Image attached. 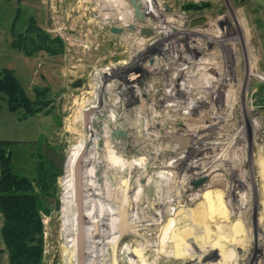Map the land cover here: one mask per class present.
<instances>
[{
	"label": "rangeland",
	"instance_id": "374dc122",
	"mask_svg": "<svg viewBox=\"0 0 264 264\" xmlns=\"http://www.w3.org/2000/svg\"><path fill=\"white\" fill-rule=\"evenodd\" d=\"M110 1L114 3L0 0V72L13 71L38 109L32 115L9 112L0 94V141L11 143L14 171L46 188L41 193L45 210L40 264H69V254L81 251L86 262L85 237L82 243L75 240L78 231L71 221L73 217L79 225L84 222L82 209L76 206L86 190L78 158L81 149L86 156L88 152L82 141L89 150L92 139L83 117L89 126L92 123V135L103 136L104 120L112 110L124 114L119 123L127 139L113 135L99 139L104 161L96 176L102 185L106 178L113 185L111 175L118 177L116 183L126 181L104 193L128 216L123 222L126 233L115 251L118 264H131L133 255L124 253L128 242L131 249L140 250L145 264H217L227 254L235 257V264H264V0H156L165 20L156 9L158 21L147 17L130 22L137 29H151L150 36L128 30L122 21L112 26L124 32L111 34L105 19L111 21L117 13ZM115 3L122 14L127 12L126 5L118 6L123 0ZM33 20L39 33L27 35ZM166 20L170 25L165 32L175 31L170 38L158 33L160 22ZM19 34L34 40L29 55L12 46ZM47 45L59 52L48 53ZM183 57L190 58L191 65ZM104 68L113 70L94 75ZM135 75L137 83L131 82ZM171 81L174 93L190 88L188 98L197 101L203 96L206 103L190 112L182 106L167 107ZM140 99L146 110L130 112ZM92 106L91 122L86 108ZM141 113L151 138L146 134L139 138L130 128ZM174 136L201 140L198 148L171 155L177 146L166 139ZM109 152L127 169L116 172L119 168L105 160ZM158 175L164 187L157 201L150 200L145 189L155 191ZM204 175L206 182L193 190L189 183ZM2 223L0 215V229ZM164 225L175 230L176 258L167 257L169 248L156 246L167 234ZM140 228L141 238L130 234ZM0 264H9L1 238Z\"/></svg>",
	"mask_w": 264,
	"mask_h": 264
},
{
	"label": "bare ground",
	"instance_id": "6f19581e",
	"mask_svg": "<svg viewBox=\"0 0 264 264\" xmlns=\"http://www.w3.org/2000/svg\"><path fill=\"white\" fill-rule=\"evenodd\" d=\"M142 1L143 0H138L137 5H139L140 11L142 12L145 19L147 17H152L156 21H158L159 18L161 20L162 19L165 20L164 18H162V15L160 13V9L158 7L159 3L156 0H155L156 3H154L152 0H144L145 6H144ZM110 2H111V7H113L115 5L113 10L117 13L116 17L111 16L112 17L111 18L112 23L122 21L123 26L127 27L128 25L131 24L130 22H134L133 9L128 4L127 0H123V3L121 5H118V6L126 5L128 10L125 14H122L119 11V9H118L119 7L116 8L117 4L115 3V0H114L115 4L113 3V1H110ZM119 4H120V2H119ZM156 9H158L157 11L159 13V18L155 14ZM152 12H154V13H152ZM150 13H152L151 16L148 15ZM102 18L104 19L103 16H102ZM105 20L109 21V17H108V19H105ZM160 25H162V28L159 26L161 29H159L160 31L158 33L159 34L163 33L162 35H165L168 38L172 37V35L175 31H173L171 28H170L169 33L165 32V31H168L166 29L167 25H170V24H168V21L166 20V21L160 22ZM155 30H157V28ZM164 33H166V34H164ZM183 58H185L184 60H185L186 64L191 65L192 61L190 60V58H188V57H183ZM138 79H139V76L137 75L136 77L131 79V82L137 83ZM168 87L170 89L169 90L170 93H168V91H167V93L165 94V96L169 99L168 100L169 104H167V107H170L172 109H178L182 106V108L185 109L186 112H190V111H194V109H196V108H199L198 103H206L203 96L198 97L196 99L197 101L188 98L189 91L191 90L190 88L189 89L187 88L185 90L184 89L177 90V93L180 95L179 97H177L176 91H175V93L171 94V91L174 90V84L172 81L169 83ZM206 89H208V86H204V90H206ZM95 99L97 101L99 99V97H96ZM139 103H140V105H138L136 108H133L130 112H132V113L133 112H139L141 109H142V111L146 110L145 103H144L143 99H140ZM115 104H116V101H115ZM115 104H114V106H115ZM93 109H94L93 106L86 108V112H88V113L90 112V116H91L89 121L93 120L94 114H92V112H91V110H93ZM152 109H154V107ZM86 112H83V114H86ZM134 115H135V113H134ZM99 116H102L101 111H100ZM83 118H84L83 119V121H84L83 126L84 125L87 126L86 130L88 129V131L90 132V134H89L90 137H88V138L89 139L91 138L92 141L89 142V150L85 146L86 142L82 141V143L84 145L83 149H85L88 152H87V156H86L85 153L81 149V152L79 153V158H78L80 161L78 169L81 168L80 176H82V178L86 180V190H85V193L82 195L81 201L79 200L76 203V206L78 207V209H80V210L82 209V212H83V216H84L82 218L84 221L83 225H82V221H80V225H79V221L74 222L73 217L71 219V221H73V225H76L74 229L78 231L77 232L78 234L74 235V238L77 242L82 243V237L83 236L85 237V242H86L85 254H84L85 259H86V262L84 261L85 264H118V262L116 261V258H115L116 257L115 251H116L118 244L122 241V238H123V236L127 230L126 226L123 224L124 221L122 218V214L125 212V209L123 206H121V207L120 206H114L113 204L108 202L106 197H104V193L106 191H109L108 189L111 188V186H114V184L119 183L118 185L124 186L126 184V181L119 180V181H117L118 183H116V179H118V177L114 176L115 178L112 181L113 185L111 182L107 181L109 178L104 179L105 182L102 185V184H99V182L97 180L96 173H97V170L100 168V165L104 161V158H102L100 156L99 143H98L99 139H102V138L109 139V137L111 138L112 135L114 136V132L116 130L120 131L121 134H124V138L127 139V136L125 135V129L123 128L122 124L119 123L120 120H124V114L123 113L119 114V113H116L115 110H112V114L109 117H106V119L104 120V122L107 123V125L103 128V131H104L103 136L97 135V133L96 134L93 133V135H92V127H91L92 123H90V126H89L86 123L88 120V118H86V115H84ZM96 118H97V121H99L100 117H98L97 114H96ZM130 128H133V130L135 131V133L137 134V136L139 138L144 139L143 136L145 137V134L149 130V123L147 122V120H145V115L143 113H141L140 115H137L135 120L133 119L132 122L130 123ZM84 136H86V134ZM94 137L96 139H94ZM119 137H121V136H119ZM113 138L119 139V138H115V137H113ZM148 138H151V136L146 134V139H148ZM182 138L189 140L188 141V149L193 148V147H194V149L198 148V147H196V145H198L200 143V140H201V139L197 140L194 137H182ZM83 139H87V137L83 138ZM203 143L205 145H207V144H214V145L220 144L218 141L217 142L204 141ZM169 152L171 155H175L176 148L173 150H170ZM181 159H182V157L177 158V160H175L174 162L177 163V161H179ZM105 160L111 165L112 168H119V170H115L116 172L124 171L127 169L125 162L123 160H119L118 158L114 157L111 152H109V156H107V157L105 156ZM135 166H137V165H135ZM163 172H166V171H163ZM160 174H162V172H160ZM159 175L156 177L157 181L155 183L152 181H147V185H149L150 182H152L150 184L154 183V187H155L154 195L155 196H154L153 200H155V201H157L156 199H158L157 196H159V191L162 189V187H164V185H162L163 179ZM166 182H167V180H166ZM89 189H91V191L92 190L94 191L95 196H96L95 198L90 197L91 193L89 192ZM140 190L142 191L141 188H140ZM169 202H171V201H169ZM93 203H95V204L93 205ZM215 203H216V200L213 203H211L213 205L210 204L213 207L211 209L215 210V207H216ZM150 204H152V203H150ZM92 207H93V209H92ZM128 208H129V206H128ZM169 221H171V223H173V220H169ZM130 222H131L130 223L131 226H134L133 224H135V223L133 221H130ZM128 225H129V223H128ZM174 226H175V224H174ZM163 227H165L164 231L167 232V234H165V237L163 240L158 241V244L156 246L158 248H169L170 251H169L167 257L168 258H176V252L178 249V245L174 244L175 230H173L172 227H170V228L166 227V225H164ZM140 231H141V228L135 229L131 232L129 230L130 234L133 237H137V238H141V235H139ZM83 248L84 247H82V249ZM181 249L191 250L187 247H181ZM121 251H123V250H121ZM203 252H206V250H202V253ZM124 253H126V255L128 257L133 255V259H130L129 263L136 264L137 262H141L142 264H145V262L141 256L140 250L136 249V248L131 249L129 242H128V244H126ZM82 258H83V251L71 252L69 254V260H70L69 264H83ZM218 261L219 262H217V264H235L236 259H235V257H230L227 254L225 257H223L222 259H219ZM203 263L204 262H201V264H203Z\"/></svg>",
	"mask_w": 264,
	"mask_h": 264
},
{
	"label": "trees",
	"instance_id": "16d2710c",
	"mask_svg": "<svg viewBox=\"0 0 264 264\" xmlns=\"http://www.w3.org/2000/svg\"><path fill=\"white\" fill-rule=\"evenodd\" d=\"M31 23L30 27L34 20ZM38 33L34 26L27 31V35ZM29 44L35 45L34 40L19 34L12 46L29 55ZM47 46L48 53L59 52ZM36 47L40 49L39 45ZM0 94L4 96L9 112L22 110L26 115H32L38 111L11 70L0 72ZM10 146V142L0 141V215L3 220L0 238L8 253L9 264H40L43 245L41 213L45 210L42 194L46 188L37 180L36 183L15 173Z\"/></svg>",
	"mask_w": 264,
	"mask_h": 264
},
{
	"label": "water",
	"instance_id": "95a60500",
	"mask_svg": "<svg viewBox=\"0 0 264 264\" xmlns=\"http://www.w3.org/2000/svg\"><path fill=\"white\" fill-rule=\"evenodd\" d=\"M92 1H95V0H92ZM127 2L130 5V7L133 9L134 21H137V22L144 21L145 17L143 16L142 12L140 11L139 5H137L138 0H127ZM107 23L110 26L109 32L111 34H113V35H121L124 32V30L122 28H118V27L112 26V22L111 21H108ZM127 29L130 30V31L138 30V32H139V34L141 36H150V35L153 34L151 29H148V28H138L137 29L134 25H128ZM79 84L80 83H77V84H75V86L77 87V86H79ZM119 136L124 138V134H121L120 131L116 130L114 132V137L118 138ZM166 141L169 142L172 145L177 146L176 147L177 151H183L186 148H188V141L189 140L188 139H183L180 136L171 137L169 139H166ZM78 173L81 174V168L78 169ZM114 176L115 175L111 176L112 180H114V178H115ZM206 180H207L206 175H204V176H202V177H200L198 179H195V180L191 181L189 184L193 188V190H197L198 188L202 187V185L206 182ZM144 183H145V181L143 180L142 184H144ZM145 192H146V196L148 197V199L151 200L154 197V188L153 187L146 188ZM122 218H123L124 222L128 221V216H127L126 212H124L122 214Z\"/></svg>",
	"mask_w": 264,
	"mask_h": 264
},
{
	"label": "built area",
	"instance_id": "2783aa9c",
	"mask_svg": "<svg viewBox=\"0 0 264 264\" xmlns=\"http://www.w3.org/2000/svg\"><path fill=\"white\" fill-rule=\"evenodd\" d=\"M176 60V59H175ZM113 69H109V68H104V69H99V70H95L94 71V75H100V74H109V72H111ZM108 72V73H107ZM170 90V89H169ZM173 90L171 91V94H173Z\"/></svg>",
	"mask_w": 264,
	"mask_h": 264
}]
</instances>
